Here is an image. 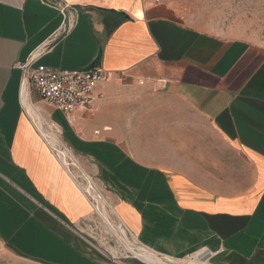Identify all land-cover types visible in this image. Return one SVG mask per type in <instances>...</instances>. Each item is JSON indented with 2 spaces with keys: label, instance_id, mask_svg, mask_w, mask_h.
<instances>
[{
  "label": "crops",
  "instance_id": "1",
  "mask_svg": "<svg viewBox=\"0 0 264 264\" xmlns=\"http://www.w3.org/2000/svg\"><path fill=\"white\" fill-rule=\"evenodd\" d=\"M53 1L64 14L0 0V248L23 264H264V45L208 19L264 0ZM29 60L110 77L65 117L23 93Z\"/></svg>",
  "mask_w": 264,
  "mask_h": 264
},
{
  "label": "built area",
  "instance_id": "2",
  "mask_svg": "<svg viewBox=\"0 0 264 264\" xmlns=\"http://www.w3.org/2000/svg\"><path fill=\"white\" fill-rule=\"evenodd\" d=\"M42 1L64 14L65 5L53 0ZM32 62L29 60L19 66L25 71L22 80L23 93L26 88H33L44 101L61 111L65 117L75 111L90 110L95 99L102 97L98 89L104 86L110 77L109 71L99 64H94L84 70L57 71L44 65L33 67ZM122 236L125 239L124 235ZM203 259L209 264L211 254L204 253Z\"/></svg>",
  "mask_w": 264,
  "mask_h": 264
},
{
  "label": "rangeland",
  "instance_id": "3",
  "mask_svg": "<svg viewBox=\"0 0 264 264\" xmlns=\"http://www.w3.org/2000/svg\"><path fill=\"white\" fill-rule=\"evenodd\" d=\"M211 10L208 13L209 24L213 26L211 29L225 35L244 36L264 45V4L232 2L212 6ZM143 257L150 258L151 256L144 255ZM187 258H185V261L190 264L189 262L196 257L193 259ZM0 264L23 263L7 249L0 248ZM209 264L212 263L209 261Z\"/></svg>",
  "mask_w": 264,
  "mask_h": 264
},
{
  "label": "bare ground",
  "instance_id": "4",
  "mask_svg": "<svg viewBox=\"0 0 264 264\" xmlns=\"http://www.w3.org/2000/svg\"><path fill=\"white\" fill-rule=\"evenodd\" d=\"M22 98V97H21ZM32 110V109H31ZM55 140V139H54ZM53 141V140H52ZM51 142V141H50ZM52 145V144H51ZM59 147V146H58ZM129 246H130V244H129ZM139 255H140V257H142L144 260H146V261H148V262H155V263H163V262H161L160 261V258L158 257V256H154V255H152V254H149V253H147V252H139ZM151 256L150 258H144L143 256ZM202 256V255H201ZM190 264H207V263H205V261H204V259H203V257H200V255L199 256H196V258L193 260V261H191V262H189ZM152 264V263H151Z\"/></svg>",
  "mask_w": 264,
  "mask_h": 264
},
{
  "label": "water",
  "instance_id": "5",
  "mask_svg": "<svg viewBox=\"0 0 264 264\" xmlns=\"http://www.w3.org/2000/svg\"><path fill=\"white\" fill-rule=\"evenodd\" d=\"M156 256H158V255H156Z\"/></svg>",
  "mask_w": 264,
  "mask_h": 264
}]
</instances>
